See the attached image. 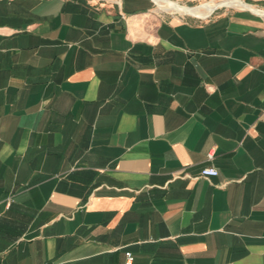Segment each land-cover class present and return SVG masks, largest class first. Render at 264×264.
I'll list each match as a JSON object with an SVG mask.
<instances>
[{"label":"crops","instance_id":"1","mask_svg":"<svg viewBox=\"0 0 264 264\" xmlns=\"http://www.w3.org/2000/svg\"><path fill=\"white\" fill-rule=\"evenodd\" d=\"M151 3L0 0V264H264V16Z\"/></svg>","mask_w":264,"mask_h":264},{"label":"bare ground","instance_id":"2","mask_svg":"<svg viewBox=\"0 0 264 264\" xmlns=\"http://www.w3.org/2000/svg\"><path fill=\"white\" fill-rule=\"evenodd\" d=\"M159 10L164 12H171V13H178V14H186L188 16L198 18V19H205L206 17L210 16L211 13L220 7H243L244 5L237 2V1H221L217 2H210L203 4L197 7H188L187 5H182L178 2H173L172 0H153Z\"/></svg>","mask_w":264,"mask_h":264},{"label":"rangeland","instance_id":"3","mask_svg":"<svg viewBox=\"0 0 264 264\" xmlns=\"http://www.w3.org/2000/svg\"><path fill=\"white\" fill-rule=\"evenodd\" d=\"M91 1H102V2H105V1H114V2H119L120 3V1H122V0H91ZM210 2H217V3H219V2H221V1H219V0H192V1H183V2H179L180 4H182V5H187L188 7H197V6H201V5H203V4H206V3H210ZM152 4V3H151ZM233 7H223V8H221V9H218L219 11H223V10H230V9H232ZM152 9L154 10V11H156V12H159V13H162V14H167V15H174V16H183V17H189V18H193V19H196V18H194V17H191V16H186V14H184V15H180V14H173V13H171V12H164V11H161V10H159L158 9V7H156V5L155 4H152ZM218 10L216 11V12H218ZM214 14V13H213ZM212 15V14H211ZM210 15V16H211ZM209 16V17H210Z\"/></svg>","mask_w":264,"mask_h":264},{"label":"built area","instance_id":"4","mask_svg":"<svg viewBox=\"0 0 264 264\" xmlns=\"http://www.w3.org/2000/svg\"><path fill=\"white\" fill-rule=\"evenodd\" d=\"M207 158L208 159H212L213 158V153L209 152L207 154ZM218 175V172L215 168H204L201 170L200 172V176L202 178H210V177H216ZM133 262V257L130 253H128L126 255V260H125V264H132Z\"/></svg>","mask_w":264,"mask_h":264},{"label":"water","instance_id":"5","mask_svg":"<svg viewBox=\"0 0 264 264\" xmlns=\"http://www.w3.org/2000/svg\"><path fill=\"white\" fill-rule=\"evenodd\" d=\"M152 2H153V0H151ZM229 1H237V2H239V3H241V4H243L244 6L242 7V8H246V9H248V10H250V11H253V12H255V13H258V14H261L262 16H264V10H260V9H255V8H252V7H250V6H248L247 4H245V3H243V2H241V1H239V0H229ZM154 3V2H153ZM216 10V9H215ZM214 10V11H215ZM213 11V12H214ZM212 12V13H213ZM211 13V14H212ZM209 17V16H208ZM208 17H206V18H208ZM205 18V19H206Z\"/></svg>","mask_w":264,"mask_h":264}]
</instances>
